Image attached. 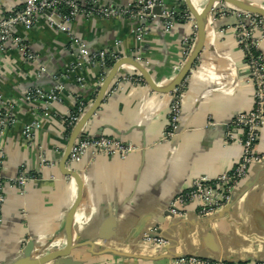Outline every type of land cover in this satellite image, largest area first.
<instances>
[{
    "label": "crops",
    "instance_id": "obj_1",
    "mask_svg": "<svg viewBox=\"0 0 264 264\" xmlns=\"http://www.w3.org/2000/svg\"><path fill=\"white\" fill-rule=\"evenodd\" d=\"M0 1V16L23 5V0ZM95 1L101 7L115 8L137 2ZM176 1L167 0V5L174 8ZM240 1L264 7V0ZM192 2L201 11L211 0ZM228 21L209 19L205 47L183 84V132L175 142H160L168 125V96L132 79L137 73L131 67L120 70L84 131L131 144L137 150L125 158L87 152L71 167L83 182L72 228L73 238L83 247L73 260L81 264H171L177 257L195 256L228 264L264 263V160L249 167L234 202L214 217H198L193 205L182 216L162 217L178 192L200 177L214 179L231 170L241 155L239 145L224 143V132L218 127L253 107L243 52L233 30L220 28ZM146 22V34L141 38L139 22L116 18L80 16L71 29L89 52L106 49L120 58H134L159 86H165L179 72L182 39L193 30L191 24L179 22L164 32L157 18ZM19 35L39 62H27L14 49L0 60V95L17 103V123L6 130L0 148L5 196L0 264L17 259L29 240L39 252L64 248L65 216L77 193L75 183L59 169L69 136L66 124L78 102L87 107L92 103L104 79L100 69L86 67L77 72L83 86L76 83L75 75L66 77L75 48L68 36L43 18L33 28L20 30ZM254 37L260 38L261 33L255 31ZM261 39L264 55V37ZM57 86L61 87L57 91L60 101L45 103L44 110L41 105L35 111L16 102L32 87L49 92ZM256 150L264 155L262 145ZM22 171L36 178L23 189L11 183ZM108 222H112L110 227H106ZM151 228L168 240L165 249L142 242L143 232Z\"/></svg>",
    "mask_w": 264,
    "mask_h": 264
},
{
    "label": "built area",
    "instance_id": "obj_2",
    "mask_svg": "<svg viewBox=\"0 0 264 264\" xmlns=\"http://www.w3.org/2000/svg\"><path fill=\"white\" fill-rule=\"evenodd\" d=\"M181 6V4H176V7L170 8L167 5V0H137L134 4L120 8L112 6L101 7L95 0H23V5L20 9L13 8L3 14V16H0V60L6 52L14 49L27 62H39L37 56L23 42L19 34L20 30L23 32L33 28L37 25L40 18H43L51 28L69 37L73 48H75V54L73 56L74 61L70 64L69 69L65 71V75L66 77H69L70 74L75 75L76 83L79 86H83V78L77 73L79 69L83 67L97 68L102 71L105 77L107 71L111 68L108 63L114 64L121 58L115 52L106 49L89 52L83 42L78 41L74 37L71 25L75 19L83 16L88 19L116 18L130 21L131 23L139 22L141 26L138 37L141 38L143 34H146L143 23L151 18H157L162 24L164 32H169L179 22L191 24L192 34L182 39V65L195 43L196 30L194 20L186 11H183L180 19H178ZM156 7L160 8V15L153 14V10ZM222 10L224 13L218 17L226 19L231 18V15L235 14L237 18L238 24L228 29L233 30L237 45L243 52L245 66L249 70L248 81L253 88V107L249 112L236 114L226 126L224 143L226 145L237 144L241 148V155L234 167L214 179L200 177L194 180L187 188L181 190L173 198L168 208L169 212L175 217L184 215L187 207L191 205L195 207L194 212L200 218L214 215L231 201L238 185L247 176L249 167L264 160V155L258 154L256 150L258 145L264 147V55L260 52L261 38L264 37V17L239 13L223 6ZM255 31L261 33L260 38L254 37ZM41 72H45L44 67L41 68ZM132 79L145 85L138 75ZM60 88V86H57L55 90L47 92L40 87H32L16 102L24 104L35 111L38 110L37 106L41 105L44 110L45 103H57L60 101L61 96L57 93ZM182 88L183 85L175 93L166 95L169 98L168 125L160 138V142L169 143L179 135ZM16 106L17 103L12 100L5 101L0 95V148L6 130L17 123ZM76 107L67 120L66 125L69 130L74 127L86 110L87 105L81 101L77 103ZM210 125L215 126L212 123ZM29 131L30 127L27 126L25 132L28 133ZM136 150L137 148L131 144H123L116 139L85 132L72 148L67 166L71 169L72 166L77 165L87 152H90L92 156L106 155L125 158ZM30 181H36V178L22 171L16 178L11 180V183L23 189ZM3 190L4 182L0 177V225L3 219L2 211L5 203ZM143 242L146 245L158 248L166 245L165 240L162 238L152 237L147 234L144 236ZM171 264L228 263L198 257H180Z\"/></svg>",
    "mask_w": 264,
    "mask_h": 264
},
{
    "label": "water",
    "instance_id": "obj_3",
    "mask_svg": "<svg viewBox=\"0 0 264 264\" xmlns=\"http://www.w3.org/2000/svg\"><path fill=\"white\" fill-rule=\"evenodd\" d=\"M176 2H177V5L181 4L182 6L185 7V11L194 20L195 30H196L195 43L191 49L189 56L182 64L179 72L171 80L169 84L165 86H159L154 81V79L149 74V72L144 67V65L136 61V59L134 58H121L120 60H118L112 65V67L107 71L104 79L102 80V83L100 84L97 90L95 99L86 108V110L80 116V118L78 119L74 127L70 130L65 148L63 150V154L59 161V169L61 173L64 176L69 177L75 183L76 188H77L75 200L65 216L64 227H63V231L65 235L64 248L60 250H50L48 252H39L37 251L38 247L36 246L34 241L29 240L25 244L21 255L17 259L13 260L12 262L8 264H81L80 261L73 260V255L78 249L83 247V244L78 242L77 239L73 238L72 228H73V222H74L76 211L82 199L83 182H82L81 176L76 171L70 169L67 166V162H68L72 148L74 147L76 141L82 137L83 133H85L84 131L85 127L91 122L92 118H94V116L99 111L116 77L118 76L120 70L124 66L131 67L137 73V75L141 78L145 86H147L149 90H151L152 92L160 94V95H170L172 93H175L177 89L182 87V85L185 83V80L187 79L190 72L192 71L193 67L197 63L205 47L206 31H207L206 29L209 23V19L215 20L220 14L224 13V11L222 10V6L228 8L229 10L236 11L239 13H244V14H248L251 16L264 17V7L253 6L250 3L243 2L240 0H211V2L207 6H205L203 10L201 11L197 10V8L193 5L192 0H177ZM153 14L160 15L161 14L160 8L156 7L153 10ZM226 19H229V21L224 26L220 27L221 29H225V28L228 29L238 24L235 14H232L231 18H226ZM229 122L220 124L218 127H220V129L223 130V132L225 133L226 126L227 124H229ZM178 132H179L178 137L173 139L171 142L177 141L180 138L181 133L183 132L180 129V122H179ZM97 135H101V134H97ZM223 140H224V134H223ZM236 191L237 189L235 190L231 201L224 208H222L220 211H218L217 213L209 217H214L216 214L223 211V209L225 208L227 209L229 206H231V204L235 200ZM169 206L162 212V217L163 218L168 217V218L174 219L175 216L171 214L168 210ZM111 225H112V222H108L106 224V227H110ZM146 234L152 237H160L163 240H165V242H168V240L163 238L160 235L159 231H157L154 228H151L149 231L143 232L141 236L142 242ZM166 246L167 245H164L161 248H158L155 246H150V247H154V248L161 250V249H165ZM180 257H188V256H180ZM180 257H177L175 259H178ZM189 257H195V256H189ZM198 258H201V257H198ZM211 261L224 262L221 259L211 260Z\"/></svg>",
    "mask_w": 264,
    "mask_h": 264
},
{
    "label": "trees",
    "instance_id": "obj_4",
    "mask_svg": "<svg viewBox=\"0 0 264 264\" xmlns=\"http://www.w3.org/2000/svg\"><path fill=\"white\" fill-rule=\"evenodd\" d=\"M18 8L20 9L21 7H18ZM183 11H185V7H184V6L180 7L178 19H180V16L182 15ZM112 65H113L112 63H108V66H109V67H112ZM76 108H77V107H75L74 110H75ZM74 110H73V111H74ZM69 132H70V130L68 129L67 135L69 134Z\"/></svg>",
    "mask_w": 264,
    "mask_h": 264
},
{
    "label": "rangeland",
    "instance_id": "obj_5",
    "mask_svg": "<svg viewBox=\"0 0 264 264\" xmlns=\"http://www.w3.org/2000/svg\"><path fill=\"white\" fill-rule=\"evenodd\" d=\"M1 2V1H0Z\"/></svg>",
    "mask_w": 264,
    "mask_h": 264
}]
</instances>
